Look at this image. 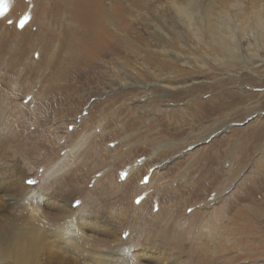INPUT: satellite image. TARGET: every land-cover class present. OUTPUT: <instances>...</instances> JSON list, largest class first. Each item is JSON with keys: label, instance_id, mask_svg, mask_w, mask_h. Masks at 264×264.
Returning a JSON list of instances; mask_svg holds the SVG:
<instances>
[{"label": "rangeland", "instance_id": "obj_1", "mask_svg": "<svg viewBox=\"0 0 264 264\" xmlns=\"http://www.w3.org/2000/svg\"><path fill=\"white\" fill-rule=\"evenodd\" d=\"M67 1L121 10L125 50L102 56L90 48L88 70L74 71L64 59L70 51L52 41L58 29L49 10L58 0H0V236L50 227L46 239L57 244L54 236L74 219L93 244L88 254L108 251L119 264L127 249L135 264H264V73L260 81L246 72L236 79L233 67L212 61L208 37L198 49L190 36L179 40L171 30L182 31L171 20L172 0ZM236 2L246 14L264 3L201 5L216 22L233 16ZM78 42L71 44L82 46ZM161 47L187 60L170 66ZM142 61L175 85L197 83L166 93L116 85L126 78L154 83L140 69ZM218 92L233 105L211 113L209 101ZM191 103L202 108L191 112ZM55 165L63 169L51 171ZM46 242L26 263L18 251L0 264H98L61 242Z\"/></svg>", "mask_w": 264, "mask_h": 264}, {"label": "bare ground", "instance_id": "obj_2", "mask_svg": "<svg viewBox=\"0 0 264 264\" xmlns=\"http://www.w3.org/2000/svg\"><path fill=\"white\" fill-rule=\"evenodd\" d=\"M58 1L60 3H56L59 4L57 6H61V7L56 8L57 7L56 6L54 10L51 9L49 10L50 17H52L55 23L56 31L58 29V32L55 33V36H52L53 39L52 41L57 42L59 46H61V48L70 51V54H68L67 52L69 59L66 57L64 59L69 64L71 62L74 63L76 67V68H72L74 71L88 70L89 64L87 61L89 60V54H93L90 48L93 51L101 52L102 56H106L108 54L119 55L122 53V50L123 51L125 50L124 48L125 44L123 43L122 36L120 37L121 32L124 31L123 21L119 16V11L121 10L94 8V6L73 7L71 5V1H67V0H58ZM44 6L45 9H47V5L44 4ZM232 6L234 9L233 16H229V15L220 16L217 18L216 22H212L211 21L212 16L209 13V8L207 9L202 7L201 0H186L183 3H176L175 1L172 0L170 3V10L172 13L171 20L176 26L181 27L182 31H174L173 27H171V30L177 36V38H179V40H184L186 36H190L191 38H193L192 46H194V48L196 49H198L197 45L200 42L206 44L207 42L205 41V37H208L209 49L213 51L215 54V55L213 54L215 58H211L212 61L217 62L218 65H223V61H225L227 64L233 67V69L238 71L236 74L231 75L236 79L238 78L240 73L246 72L253 77L251 78L253 81L255 80L260 81L262 77L260 76V73L261 72L264 73V3L258 7L253 6L250 9L251 11L249 14H246L243 11L242 4L239 2L234 3ZM235 11L237 14L235 13ZM45 16L47 15L45 14ZM161 21L164 24L166 23V20L164 19H161ZM131 27L132 24L129 25L128 29H131ZM153 31L159 33L162 37L165 38L163 32L159 28L156 27L155 29H153ZM149 34L151 37L152 33L149 32ZM74 40H79L82 46H77L76 43H74V46H72L71 43L72 41L74 42ZM83 44L88 45L89 47L84 48ZM186 44L187 41H182L180 47L187 49ZM152 48H154L153 44H151V41L149 40L146 44V49L147 51H151ZM82 50L84 51V53L82 52ZM159 52L164 58L168 57L167 59L168 62H170L169 64L170 66L172 65L175 66V64L178 63L179 58L187 60V57L185 55L183 56L180 52H170L168 50H163L162 47L159 49ZM87 55L88 57H86ZM95 56H97V53H95ZM201 58L203 60L207 59L206 56L204 55ZM145 60H147V62L151 61L150 58H145ZM162 61L165 62V59H163ZM116 64L119 65V63ZM165 64L167 65V62H165ZM183 65L192 68V66H190L186 61L183 63ZM118 67L116 68L117 71H118ZM200 67L204 68L205 66L201 65ZM140 69H142L145 72V74L146 73L149 74L154 79V83H141L140 81L137 80L134 81V80H130L129 78L128 79L126 78L123 81L116 80V85H118L119 87L121 86L120 88L123 89H125L128 86L132 87V85L138 88H146L149 85L152 87L153 86L158 87L160 88V90L163 91L162 93H166L167 91L186 88L189 85L197 83L196 79L195 80L192 79L190 80L191 84H184L182 86H179L177 84L175 85V81H173L171 76L168 77L167 74H163L161 70L158 68H157L158 74H156L155 70H151L150 66L144 61L140 63ZM69 70L70 72L72 71L71 68ZM136 73L138 74V71H136L135 74ZM169 74L172 75L173 73H169ZM223 84H219L218 86L221 87ZM227 95H228L227 93L218 92V94L209 101L210 103H212L211 104L212 107L210 109L212 110L211 113H214L216 107H217V111L222 112L228 107V105L229 106L233 105L232 101H230V104H228L229 96ZM220 99H225V100L222 101ZM118 100L119 99L116 98L112 103ZM215 103L221 104L222 107L215 105ZM189 106L191 107H188L187 109L191 112L194 111L198 112V110L202 108L201 105L197 103H191ZM119 108H120L119 111L123 113L124 109L127 107L125 106V104H123V106L121 105L119 106ZM187 109L185 110L184 108L183 110L187 112ZM196 116H198V114ZM253 137H251V139ZM82 141L80 144L77 143L70 148V153L68 152L69 156L73 152L75 153L77 152V150L82 148V146L85 144V142L82 143ZM252 141H249V143L252 144L253 143ZM133 168L134 167L132 166L131 169ZM61 169L63 168L59 166L56 167L55 165V168L53 167L51 171L60 172ZM74 212L76 213V211ZM40 227L39 228L35 226L32 228L27 227L22 232H18V233L15 232L10 236L8 235L0 236V263L7 261V259L10 258L11 253L15 255L18 251H19L18 255H23L21 257V259L24 260L23 263H26V261L29 258L27 255L30 256V254L35 249L38 248V245L42 240L47 241L46 243H48L51 247H59L61 246L59 244L62 243V246H64L68 250H71L74 253L84 252L85 254H83L81 257L83 261L88 259L97 262L98 264L120 263V262L118 263L115 258L109 259L108 253L110 252L108 251L96 253V256H91L90 254H88L87 245L93 246V244H91L89 240L86 239L84 236L81 237L79 233V229L76 226V222L74 219L70 220L69 227H66L65 229L66 232H61L59 233L58 236H54V238H57L58 241L56 243L59 246L53 243L52 238L51 240L46 239L52 236L51 233L48 232V230H51V228L50 227H48V229L43 228L44 230H42L40 229ZM125 251H126L125 256L127 258L125 259L123 264H135L134 261L130 260L131 256H129L128 254L129 252L128 249Z\"/></svg>", "mask_w": 264, "mask_h": 264}, {"label": "snow or ice", "instance_id": "obj_3", "mask_svg": "<svg viewBox=\"0 0 264 264\" xmlns=\"http://www.w3.org/2000/svg\"><path fill=\"white\" fill-rule=\"evenodd\" d=\"M21 26H23V23L21 24ZM30 183H35L34 181H30ZM137 203H139V200L137 201Z\"/></svg>", "mask_w": 264, "mask_h": 264}]
</instances>
